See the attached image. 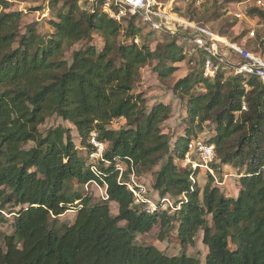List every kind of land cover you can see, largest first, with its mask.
<instances>
[{"label":"trees","instance_id":"trees-1","mask_svg":"<svg viewBox=\"0 0 264 264\" xmlns=\"http://www.w3.org/2000/svg\"><path fill=\"white\" fill-rule=\"evenodd\" d=\"M89 1L48 0L56 21L42 38L32 24L21 33V13L7 11L8 2L0 0V226L5 209L13 214L11 232L0 233V264H264V80L223 68L205 78L204 55L192 56L179 44L180 26L178 33L163 32L168 40L151 49L135 42L139 15L115 19L102 10L104 0ZM110 6L118 10L113 0ZM195 8L175 12L226 37L188 16ZM78 42L84 45L68 62L65 52ZM230 42L264 58L236 37ZM154 60L161 79L176 63L193 65L173 86L186 98V125L174 139L162 129L171 106L155 102L148 109L143 94L132 93L141 68ZM196 84L203 90L193 91ZM52 116L74 126L89 154L96 133L105 149L95 169L79 155L69 128L40 130ZM117 119L124 124L115 129ZM206 123L213 125V136L204 140L214 146L211 170L219 176L223 166L238 171L235 197L224 195L211 174L200 186L199 168L177 164ZM157 165L152 188L160 198L172 196L174 208L158 203L146 213L128 185L132 175ZM74 182L80 188L95 182L105 197L73 190ZM72 208L73 219L60 221ZM173 226L181 247L194 246L202 233V260L136 241L154 227L162 241Z\"/></svg>","mask_w":264,"mask_h":264},{"label":"rangeland","instance_id":"rangeland-1","mask_svg":"<svg viewBox=\"0 0 264 264\" xmlns=\"http://www.w3.org/2000/svg\"><path fill=\"white\" fill-rule=\"evenodd\" d=\"M4 1L8 2L7 11H17L21 13V33H24L25 28L30 24H32V26L42 38H47L53 31V28L50 25V20L56 21V18L48 7V0ZM155 1L159 3V6L155 5V9H158L157 7H159L160 12L165 11L166 14L170 16L169 20L166 21L170 25L174 24L177 27L178 23H176L177 21L175 18L181 16H179V14H177L175 11H177L179 8L182 12H191L193 11V8L196 7L194 14L191 15L188 13V16L190 15L191 18L197 22H203L206 24L210 22L209 24L213 25L214 30H221L224 34H226V37H223L225 41L227 40V42L231 43L230 40L236 37L238 38V42H240L242 45L244 43L250 49H253L264 55V0H260V4L257 3V0H203L194 6L186 4V1L184 0ZM156 19L160 20L162 18L156 16ZM135 25L140 27V33L135 38V42L137 44H140L144 41L149 44L151 49H153L157 44H161L162 42L168 40V37L162 34L163 32H152L151 28L143 25V21L141 20L135 22ZM250 31H253V36L248 34ZM179 33L181 34L179 44L183 46L184 50L188 54L197 56L198 53L193 52L194 48L189 43L188 39H183V36H191V32L188 29L183 28V30ZM99 39L98 41L96 39L98 44H100ZM82 44L83 42L76 43L69 51L65 52L64 58L70 62L71 52L82 47L84 45ZM226 49L227 48H222L220 50L222 54ZM223 58L225 61H229L227 56L223 55ZM231 59L235 62L239 58L236 56L232 57ZM156 62L157 61L154 60L141 68V81L133 88L132 93H142L146 100V106L148 109L155 102H162L165 104L167 103L171 106L170 117L163 123L162 129L174 139L177 136L183 134V129L186 125V122L184 121L186 98L179 97V95L173 91V86L178 79L184 77L188 73L189 69L193 67V65H186L184 62L176 63L175 66L178 67L177 70L167 78L161 79L154 70ZM201 85L196 84L193 88V91H202L203 89L201 88ZM123 124V119H117L113 121L112 127L118 129ZM58 125L69 128L72 140L79 150V155L84 158L86 164L91 165V168L95 169L94 166H96V163L101 158L105 146L103 145L101 151L95 150L93 147L91 153L89 154L88 149L80 145V139L74 126L68 121L56 116H52L51 118L47 119L45 124L40 126V130L45 132L48 128ZM211 136H213V125L212 123H206L202 132L198 134V137L202 140H207ZM177 164L180 167H185L181 160L177 161ZM159 167L160 165H157L153 167L152 170L145 171L140 175H132L130 177V181L132 180L131 184L133 185L136 184L139 187H143L145 189L144 196L154 204L157 205L158 203H161L163 208L167 207L172 209L174 208V198L168 195L160 198L158 193L152 188V174L153 172L157 171ZM122 168L124 169V165H122ZM199 170H201L200 174L198 175L200 177L198 180L200 186H204L207 181V175L211 174L212 178L214 179V184L220 188L224 195L234 197L237 195L236 179L238 177V171L235 169L228 166H223L221 176H219L218 173L214 171H205L203 168H200ZM72 187L73 190H77L79 192L88 190L92 191L96 197H105V188L98 186L95 182L87 183L83 188H80L74 182ZM109 208L112 215L117 213V205L114 202L109 203ZM10 210L11 209L9 208L5 209L7 221L0 226V233L11 232L10 222L12 221L13 214H8ZM74 212L75 210L73 208L67 210L60 216L59 220L65 223L70 222L73 219L75 214ZM124 224V222H120V225ZM157 235L158 227H154L150 232L138 235L136 241L138 243L142 241L153 243L158 249L170 256L181 255L182 253H185L186 255L195 256L202 260L206 253V248L202 244L201 232L195 239V245L186 247H181L179 245L175 237L174 226L171 228L169 235L164 240H158Z\"/></svg>","mask_w":264,"mask_h":264},{"label":"built area","instance_id":"built-area-1","mask_svg":"<svg viewBox=\"0 0 264 264\" xmlns=\"http://www.w3.org/2000/svg\"><path fill=\"white\" fill-rule=\"evenodd\" d=\"M172 1V0H171ZM175 1V0H173ZM188 3L199 4L203 0H185ZM95 2V0H90ZM118 5L116 12L111 10V0H104L102 10L109 14L110 17L119 19L121 15L137 14L142 19L143 23L147 24L152 30L158 32H171L178 33L177 27L180 26V31L183 28L191 32V36L183 37L188 39L189 43L193 46L194 53H202L204 55V62L202 67V74L205 78H213L217 71L221 68L228 69L232 75H241L245 78L258 77L264 80V58L260 55L248 52L235 43H229L223 37H219L212 32L197 26L192 22H188L182 17H176L178 23L177 27L168 22L169 17L166 12H160L159 7L155 9V5L159 3L155 0H113ZM260 4L261 1L257 0ZM156 16L162 18L156 19ZM165 21V22H164ZM253 36V31L248 33ZM222 48H227L223 54L220 51ZM223 55L227 56L229 61H225ZM239 58L237 61H232V57ZM246 87V84H244ZM244 108V107H242ZM90 142L95 150L101 151L103 143L96 139V133L92 132L90 135ZM214 146L210 143H205L199 137L191 139L187 145L182 162L185 166L192 170L203 168L205 171L212 170L209 165L214 161ZM129 190L133 193L134 203L141 206L146 213H151L156 209V204L144 196L145 189L136 184H129ZM162 202V201H161Z\"/></svg>","mask_w":264,"mask_h":264}]
</instances>
